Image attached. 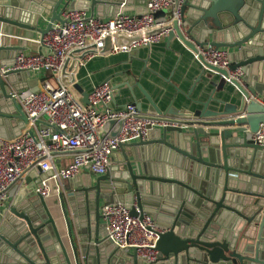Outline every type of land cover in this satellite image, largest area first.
<instances>
[{
	"label": "water",
	"instance_id": "obj_1",
	"mask_svg": "<svg viewBox=\"0 0 264 264\" xmlns=\"http://www.w3.org/2000/svg\"><path fill=\"white\" fill-rule=\"evenodd\" d=\"M146 2L0 0V61L17 52L29 55L30 40H40L61 21L65 9L102 19L104 10L111 11L106 17L111 18L121 5ZM181 12V28L166 16L161 27L144 36L167 31V45L176 39L194 55L206 46L224 48L228 70L212 67L198 55L203 71L185 95L199 106L193 112L176 108L174 100L161 110L136 83L147 104L143 108L135 102L136 108L175 125L157 127L145 141L120 146L102 176L84 172L61 180L51 204L34 192L38 181L16 185L12 199L0 209V264H146L130 260L106 239L100 211L118 203L129 207L133 216L135 208L140 215H152L162 229L155 244L160 255L156 264H264V148L251 140L264 124V83L259 82L264 80V0H186ZM44 18L48 24L40 29ZM141 38L106 37L102 53ZM138 51L128 54L136 57ZM87 53L71 52L61 71V82L73 83L85 105L87 92L67 74ZM238 69L243 73L241 83L228 74ZM205 70L216 74L218 81L211 82L213 77ZM202 77L211 82L212 90L204 101H193L191 93ZM104 83L111 86L110 79ZM226 83L239 94L235 104L213 97ZM36 84L29 73L0 74V139L19 136L27 121L9 98L11 88L34 93ZM120 126L121 120H108L98 131L99 139L116 136Z\"/></svg>",
	"mask_w": 264,
	"mask_h": 264
},
{
	"label": "built area",
	"instance_id": "obj_2",
	"mask_svg": "<svg viewBox=\"0 0 264 264\" xmlns=\"http://www.w3.org/2000/svg\"><path fill=\"white\" fill-rule=\"evenodd\" d=\"M185 1L179 0L178 5H174L171 0H147L141 15L119 11L106 19L88 17L86 13L75 9H65L61 21L54 22L40 40L33 41L44 53H18L12 62L0 65L1 75L24 72L40 77V87L37 86L36 92L11 88L9 93L10 100L20 108L27 121L19 136L12 140L0 139V209L12 199L13 188L17 183L35 170L48 178H39L33 190L37 196L47 199L48 180L59 183L84 172L102 176L111 166V154L118 151L120 146L145 141L155 127L175 125L154 119L138 110L135 104H127L120 109L112 108L114 90L104 82L94 85L87 92L88 104L85 105L73 88V83L64 85L61 82V71L67 56L76 50L88 51L84 58L91 59L103 55L128 54L133 49L159 44L167 31L144 36L146 32L162 26L160 21L155 20L154 14L168 11V18L176 20L181 28V6ZM116 35H141L142 38L129 46L113 45L109 52L102 53L104 39ZM198 55L206 64L228 70L230 62L226 49L206 46L198 48ZM198 55L193 54L197 61ZM83 60L75 71L67 74L69 80L74 79L78 83L76 75ZM228 74L231 80L241 83V70ZM108 120H121V126L116 136L101 140L98 131ZM251 140L264 148V124L251 134ZM63 152L72 153V158L67 166L60 168L54 156ZM131 206L135 208L134 203ZM135 211L137 215L133 216L129 207L119 203L103 207L100 215L106 239L130 260L156 264L160 255L155 244L157 234L162 229L151 215H140L136 208Z\"/></svg>",
	"mask_w": 264,
	"mask_h": 264
},
{
	"label": "crops",
	"instance_id": "obj_3",
	"mask_svg": "<svg viewBox=\"0 0 264 264\" xmlns=\"http://www.w3.org/2000/svg\"><path fill=\"white\" fill-rule=\"evenodd\" d=\"M121 6L119 11L135 16L141 15L145 9V5L138 6L131 4ZM102 14L104 15L102 19H106L112 13L110 10H104ZM167 14L168 11L162 10L155 13L154 18L156 21H161ZM86 15L88 17L92 15L97 18L94 13L87 12ZM48 21V19L44 18L40 22L39 28L44 29ZM31 40L29 42L30 45H28L29 54L44 53V50L40 49ZM138 50L136 57L129 54H119L116 56L103 55L102 57H93L91 59L84 58L83 65L79 67L76 75L78 84H80L84 91L89 92L94 85L110 79L111 86L117 88L114 90V99L111 103V107L115 109H120L127 104H135V102H141L142 107L146 108L147 104L141 92L135 86L136 83L141 86L161 110H165L172 100H174L176 108L188 112H193L199 108L198 105L193 104L185 98V95L188 94L192 87L194 79L203 71V66L199 61L194 59L192 53L186 50L176 39H173L167 45V38L165 36L159 44L139 48ZM18 53L22 52H17L16 55ZM14 57V55L6 57L4 61H0V65L12 62ZM204 74L212 75L213 79L211 82H217L219 79L216 74L207 70L204 71ZM253 74H257V72L253 71ZM31 75L30 79L35 80L37 82L36 86L40 87V77L36 74ZM211 82L202 77L201 84L192 91L190 98L197 102L204 101L212 90ZM259 82L262 84L264 80L259 79ZM125 83H128L131 87L122 86ZM16 87H19V85ZM202 87L205 88L204 93H201ZM238 96L239 94L235 88L228 83H226L223 90H218L213 95L214 98L230 104L237 103ZM71 158L72 153L63 152L56 154L54 161L61 168L67 166L71 162ZM39 178L48 177L35 170V172L26 176L23 181L17 183L18 188L25 187L32 179L38 181ZM162 216L164 217V215Z\"/></svg>",
	"mask_w": 264,
	"mask_h": 264
},
{
	"label": "rangeland",
	"instance_id": "obj_4",
	"mask_svg": "<svg viewBox=\"0 0 264 264\" xmlns=\"http://www.w3.org/2000/svg\"><path fill=\"white\" fill-rule=\"evenodd\" d=\"M46 178H43V180H45ZM46 185L48 187L49 190V196L46 199V203L49 205L52 203V200L55 199L56 200V188H57V183L54 180H48L46 182ZM54 200V201H55Z\"/></svg>",
	"mask_w": 264,
	"mask_h": 264
},
{
	"label": "bare ground",
	"instance_id": "obj_5",
	"mask_svg": "<svg viewBox=\"0 0 264 264\" xmlns=\"http://www.w3.org/2000/svg\"><path fill=\"white\" fill-rule=\"evenodd\" d=\"M21 132V131H20Z\"/></svg>",
	"mask_w": 264,
	"mask_h": 264
}]
</instances>
